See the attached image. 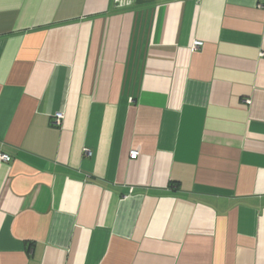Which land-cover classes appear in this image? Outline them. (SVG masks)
Instances as JSON below:
<instances>
[{"label":"crops","instance_id":"0c3cea01","mask_svg":"<svg viewBox=\"0 0 264 264\" xmlns=\"http://www.w3.org/2000/svg\"><path fill=\"white\" fill-rule=\"evenodd\" d=\"M261 53L264 0H0V264H264Z\"/></svg>","mask_w":264,"mask_h":264},{"label":"built area","instance_id":"2783aa9c","mask_svg":"<svg viewBox=\"0 0 264 264\" xmlns=\"http://www.w3.org/2000/svg\"><path fill=\"white\" fill-rule=\"evenodd\" d=\"M201 46H202V43H200V42H193L191 49H192L193 51H196V50H198ZM261 56L264 57V53H261ZM61 119H62V115H59V114L56 115V116H55V119H54V123H55L56 125H59ZM136 156H137V153H136V152H132V153H130V157H129V158H130L131 160H134V159L136 158ZM0 161H2V162H4V163H8V162L10 161V158H9L8 156H6V155H2V154H0Z\"/></svg>","mask_w":264,"mask_h":264},{"label":"water","instance_id":"95a60500","mask_svg":"<svg viewBox=\"0 0 264 264\" xmlns=\"http://www.w3.org/2000/svg\"><path fill=\"white\" fill-rule=\"evenodd\" d=\"M119 1V0H117ZM130 2H133L134 5H143L153 2L154 0H129Z\"/></svg>","mask_w":264,"mask_h":264}]
</instances>
